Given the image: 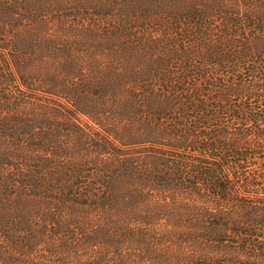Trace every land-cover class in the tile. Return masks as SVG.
I'll return each mask as SVG.
<instances>
[{"label": "trees", "instance_id": "1", "mask_svg": "<svg viewBox=\"0 0 264 264\" xmlns=\"http://www.w3.org/2000/svg\"><path fill=\"white\" fill-rule=\"evenodd\" d=\"M0 264H264V0H0Z\"/></svg>", "mask_w": 264, "mask_h": 264}]
</instances>
